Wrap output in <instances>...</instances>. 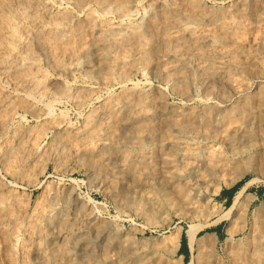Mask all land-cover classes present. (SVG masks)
Wrapping results in <instances>:
<instances>
[{
    "label": "bare ground",
    "instance_id": "obj_1",
    "mask_svg": "<svg viewBox=\"0 0 264 264\" xmlns=\"http://www.w3.org/2000/svg\"><path fill=\"white\" fill-rule=\"evenodd\" d=\"M208 2L0 0V264H33L29 255L34 249V264H63L70 243L82 238V219L53 210L62 199L58 187L57 194L36 200L30 209L13 205L19 201L17 189L3 182L2 172L20 174V164L28 170L35 165L27 163L33 153L54 157L59 167L66 159L87 165L92 183L120 203L135 205L143 216L149 211L146 202L172 205L175 195L181 206L190 204L201 195V187L215 192L216 181L227 174L242 177L248 156L242 149L264 130V0ZM139 70L144 77L145 72L159 76L184 102H169L163 87L124 85L101 97L80 126L63 128L53 118V104L62 98L83 106L95 93ZM51 72L58 77L77 72L90 76L93 84L47 81ZM43 97L47 101L41 104ZM19 109L37 116L38 126L10 132ZM46 130L53 137L41 146ZM159 170L175 194L158 189L156 199L138 197L133 184ZM243 192L241 187L225 213L239 218L245 233L241 244L229 248L228 263L264 264V205L254 211L247 202L237 207ZM198 226L186 230L188 244L198 251L193 263L224 264L217 256L200 258L206 242L197 239ZM50 236L59 241L53 248L58 255L48 253ZM179 239L180 229L175 251ZM121 253L126 255L124 249ZM133 259L140 262L142 256L135 253Z\"/></svg>",
    "mask_w": 264,
    "mask_h": 264
},
{
    "label": "rangeland",
    "instance_id": "obj_2",
    "mask_svg": "<svg viewBox=\"0 0 264 264\" xmlns=\"http://www.w3.org/2000/svg\"><path fill=\"white\" fill-rule=\"evenodd\" d=\"M206 1H209V4L215 5H220L224 2V0ZM55 6L57 7L58 5ZM142 75L143 72L139 70L136 72V74L131 75L132 77L127 79L128 81L117 80V82H115L110 88L101 90V94L99 92L95 93L93 95L94 97H91V101L88 100L83 104V106H76L70 97L66 99L62 98L53 104V118H57L63 128H67L69 126H80V124L83 123L86 112L88 113L91 111L94 105H96L100 99L107 96L108 94L114 93V91L118 92L122 87H124V85H136L140 88L143 87L142 89L147 87L149 90L156 86L161 88L163 87L169 102L174 104H182L184 102L183 98H181L180 95H177L176 92L174 93L170 89V85L166 82H163L159 76H152V74H148V72L144 73L145 77ZM58 76V74L51 72L47 77V81H53V79L56 80L59 78L64 80L70 86H87L93 84L91 82L93 79L90 76H84L83 74L77 72H74V75H72L73 77H71V75H69V77L68 75H61V77ZM40 100L42 101H40V103L43 104L45 101H47V97H43ZM89 101L90 104L92 103L91 105L89 104ZM24 112L25 111L22 109H19L16 112L12 119V123L10 122L9 124L10 132L16 127H22L21 129L26 130L32 129L33 126V128L38 126L37 116L34 117L33 114ZM43 133L45 135L42 134V138L40 137L39 141L41 146L50 143L53 137L52 131L50 130H46ZM263 134L264 130L263 132L261 131L256 133V138L254 141L249 146L245 145L243 149L241 148L243 155L246 156L248 154V156L245 157L247 165L244 164L245 168L242 170L244 174L240 179H236V172L229 173L225 176V178H221L216 181L217 190L215 192L212 191L213 189H211L210 186L209 189L208 187L207 189L201 187V195L199 194L200 196H198V198H196L193 203L184 204L182 206L180 205L179 201H175L178 200L175 195H171V199L173 201L172 205L165 203L162 200H159V202L163 204L161 207L155 205L154 201L148 202L149 204L146 202V207L149 210L146 212V216H143V214L135 205L124 204L122 202L120 203L119 201L121 200L117 199L111 194L104 192L97 186L96 183H92L89 178L88 166L79 163L78 161L75 162L74 159H66L62 167H59L56 164L54 157L49 155L37 157V154L33 153L30 156V159L27 161L28 164H35V167L32 166L28 169L32 170L28 171L20 164V174L16 172V175L11 172L8 175L7 173L2 172L1 176H4L5 178H3L4 183L9 186L12 184V186L17 189L15 191L19 201L18 203L13 204L15 207L24 205V209H30L36 200H45L46 196H51L54 193L57 194L56 190L59 189L58 193L61 192L60 197L62 199H59V201L57 200V204L55 205L56 207H53L54 212L62 211L69 219H82L83 222L79 227V229L81 228V231L79 230L78 232L81 234L79 235L82 238H78L70 243L67 254L68 257H66V259L63 261V264H97V262L104 263L105 261L107 264H194L193 260L198 257V251L196 250V247L190 246L187 241L186 230H188L190 225H199L197 239H202V242H206V244L202 245L201 247L202 251L200 258H205L206 256H217L221 261L224 262V264H229L226 254L228 251H230V249L233 250L235 246L241 244L244 241L243 239H245V233L241 232L243 225L241 220L239 218L237 219L234 217L232 218L230 216H225V213L232 206L231 204H233L235 194L241 189V187H244L242 198H240L236 204L237 207L247 202L245 204L248 205L251 210L253 209L252 211H254L255 208L258 209L262 206V204L264 205ZM249 156H252V158ZM35 168H38V172L35 171ZM33 169L36 173L35 175L31 174ZM40 169H43L44 171H41ZM21 172H25L23 173L24 175H22ZM159 173L161 174L159 175ZM20 175L22 178L18 177ZM15 178L16 180H14ZM33 178L35 180H33ZM166 179L165 173L159 170L154 175L146 174L140 182L133 184L134 187L132 186V188L136 191L137 196H140L141 194L146 200L149 196L153 199H156V192H158V189L163 192L173 191V189H170L171 182ZM14 182L15 184H13ZM167 187L168 189H166ZM47 190L51 192H48ZM66 194H68V197L63 200V195ZM172 194L175 193L172 192ZM74 195L77 197H74ZM175 203L177 205H175ZM194 208L201 210L199 211V214L194 213ZM249 221L250 216L248 217V221L246 223L248 224ZM178 229H180V239L179 245L175 251L173 250V244ZM52 230H54V232ZM231 231L233 232L232 235ZM212 233H215L216 236H213ZM51 234L55 236V229H51ZM54 236H50V239L47 240L46 243L48 253L50 255L51 253H56L57 255L59 254L53 249L54 247L55 249L56 247L58 248L59 242L54 238ZM160 240H162L164 244L162 243L160 246L152 245L154 241L157 242ZM50 248L52 249L51 252ZM121 249H124L126 255L121 253ZM34 250L32 251L33 253H30L29 255L31 259L30 261H32L30 263L33 264L36 263L38 259V253L36 250L34 252ZM135 253L142 256L140 262L134 261L133 254ZM33 256H35V262L33 261ZM88 257L90 260L87 259Z\"/></svg>",
    "mask_w": 264,
    "mask_h": 264
}]
</instances>
